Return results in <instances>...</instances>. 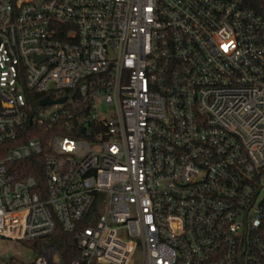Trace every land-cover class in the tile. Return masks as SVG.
Returning <instances> with one entry per match:
<instances>
[{
  "label": "built area",
  "instance_id": "1",
  "mask_svg": "<svg viewBox=\"0 0 264 264\" xmlns=\"http://www.w3.org/2000/svg\"><path fill=\"white\" fill-rule=\"evenodd\" d=\"M58 229L71 264H264L248 0H0V243L25 249L0 264H61Z\"/></svg>",
  "mask_w": 264,
  "mask_h": 264
},
{
  "label": "trees",
  "instance_id": "2",
  "mask_svg": "<svg viewBox=\"0 0 264 264\" xmlns=\"http://www.w3.org/2000/svg\"><path fill=\"white\" fill-rule=\"evenodd\" d=\"M248 7L257 15L264 17V0H248ZM36 97L42 98L43 95H37ZM37 103V101H36ZM38 136L31 134L27 137L28 140L36 139ZM30 170L26 175L38 176L36 170H32V167L36 165V159H31L29 162ZM43 174V159L40 158V173ZM97 217V212H92L89 220H85L79 225V228L89 227L93 225L94 219ZM51 241L57 246L59 250V258L61 264H71L76 258L79 257L77 249V240L75 234L64 233L61 229H58L56 234L52 237ZM34 246V245H33ZM36 247V246H35Z\"/></svg>",
  "mask_w": 264,
  "mask_h": 264
},
{
  "label": "rangeland",
  "instance_id": "3",
  "mask_svg": "<svg viewBox=\"0 0 264 264\" xmlns=\"http://www.w3.org/2000/svg\"><path fill=\"white\" fill-rule=\"evenodd\" d=\"M48 110L51 111V108L49 107ZM0 251L3 255L4 254H10L11 255V254H16L18 252L24 253L25 249L21 245L15 243V242L2 241L0 243Z\"/></svg>",
  "mask_w": 264,
  "mask_h": 264
},
{
  "label": "water",
  "instance_id": "4",
  "mask_svg": "<svg viewBox=\"0 0 264 264\" xmlns=\"http://www.w3.org/2000/svg\"><path fill=\"white\" fill-rule=\"evenodd\" d=\"M65 101H66L65 99H61V100L54 102V101L50 100L49 98H46L45 100H43L41 102V105L46 106V105H53V104H57V103L63 104V103H65Z\"/></svg>",
  "mask_w": 264,
  "mask_h": 264
}]
</instances>
